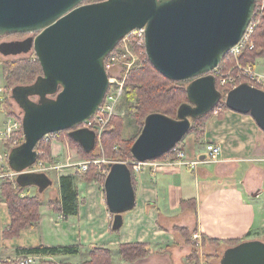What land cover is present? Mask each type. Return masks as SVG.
<instances>
[{
  "label": "water",
  "instance_id": "water-1",
  "mask_svg": "<svg viewBox=\"0 0 264 264\" xmlns=\"http://www.w3.org/2000/svg\"><path fill=\"white\" fill-rule=\"evenodd\" d=\"M86 1L0 0V37L34 34L1 43L0 53L9 55L14 46L33 49L43 69L33 84L12 91L24 113L25 140L9 155L18 183L41 189L52 184L46 173L23 171L36 164V146L45 136L72 129L71 136L84 149L96 147V132L81 126L98 112L109 90L105 59L138 29L144 30L146 54L157 71L171 81L190 82L191 103L177 109V118L158 112L145 118L131 148L135 161L168 154L190 132L194 118L223 100L226 108L251 115L264 132V89L242 82L224 95L211 73L245 35L257 0ZM131 177L127 163L109 164L104 192L114 231L123 227V214L136 206ZM226 250L221 264H264L262 240Z\"/></svg>",
  "mask_w": 264,
  "mask_h": 264
},
{
  "label": "crops",
  "instance_id": "crops-1",
  "mask_svg": "<svg viewBox=\"0 0 264 264\" xmlns=\"http://www.w3.org/2000/svg\"><path fill=\"white\" fill-rule=\"evenodd\" d=\"M257 74L264 87V72ZM4 90L0 88V104L5 99ZM7 116L6 110L3 115L0 112V169L8 165L17 174L9 163L11 152L5 147V129L12 122ZM253 119L219 105L205 121L204 133L191 132L180 145L186 160L205 159L207 145H219L220 160L201 163L195 169L184 165L144 166L136 174V206L123 214L124 225L118 232L112 231L113 217L106 196L104 199L92 184L88 188L95 190L86 205L79 207L78 215L66 218L56 213L50 201L60 197L62 175L54 183L48 174L50 166L41 165L39 171L31 169L33 166L23 170L46 173L52 181L45 189L36 185L26 188L31 195L43 199L39 224L22 230L18 238L6 239L4 230L11 223V216L2 199L0 175V264L15 262L21 256L20 248L87 244L111 248L113 264H192L188 260L190 246L176 228L222 241L220 246H206L209 255L231 247L227 240L264 241V132ZM15 147L11 146L12 150ZM58 149L60 144L53 141V155L57 156ZM165 159L159 161L167 162ZM129 243L150 244L151 253L127 263L121 259L118 246ZM202 251L199 254L203 259ZM74 258L82 257L59 255L49 259Z\"/></svg>",
  "mask_w": 264,
  "mask_h": 264
},
{
  "label": "trees",
  "instance_id": "trees-1",
  "mask_svg": "<svg viewBox=\"0 0 264 264\" xmlns=\"http://www.w3.org/2000/svg\"><path fill=\"white\" fill-rule=\"evenodd\" d=\"M103 2L104 0H87V3H96ZM263 14V13H262ZM261 14V15H262ZM261 25L256 29L255 38H256V48L253 51H245L241 56V62L243 65L252 64L254 66V61L256 57H264V15L260 17ZM128 35V40L131 41V46L133 49L139 48L146 54L145 44L142 39L135 35ZM131 39V40H130ZM37 56V55H36ZM146 63L142 65L138 69L132 70L129 73L128 79L125 87V95L124 100L129 103V111L131 113V119H133L134 125H136V135L133 140L127 141L121 138V129L123 119L114 117L109 125L110 130L106 133V145H107V156L113 158L115 162H125L129 165L132 172V181L134 188L136 190V177L135 171L133 170L131 161H134L133 155L131 153V148L136 141L137 137L140 135L142 128L144 126L145 118L153 113L158 112L164 115H167L171 118H177V113L181 105L186 103H191L189 94H188V86L189 81L184 82H176L171 81L170 79L163 76L157 69L152 65L149 61L147 54ZM235 64V60L229 55L226 56L224 62L221 65V69L223 72H228L233 69ZM6 75V83L7 86H11V94L15 87L22 85H30L33 84L41 75H43V69L40 63L39 58L37 57L35 61L31 59H19L17 61L11 62L10 64H6L4 66ZM242 82H249L248 80H240L237 81V85ZM252 85L264 89L263 86L258 85L256 83L250 82ZM217 86L218 89L224 93V95L230 91L234 85L227 84L222 86L220 84L219 79L217 78ZM5 104V103H4ZM225 105V101H221L214 109L210 112L199 116L193 119L192 127L189 133L197 132L202 135L204 133L205 124L208 120V117L214 112V110L219 106ZM6 106V104H5ZM7 111V110H6ZM9 115V114H8ZM22 129L21 135H24L23 129V119L21 120ZM68 134V137L71 139L70 141L79 144L83 153L86 156L93 157V150L87 151L83 148V146L76 141L72 136V129L64 130L58 133ZM56 133V134H58ZM188 133V134H189ZM55 134V133H54ZM54 134L45 136L40 141H38V145L36 146V151L38 153L36 163L44 160L53 161L50 152V137ZM23 142H21L22 144ZM181 143V142H180ZM121 144L119 150L114 152L115 145ZM9 153L12 151V148L8 145L5 146ZM45 154L46 156H41V154ZM50 153V154H49ZM43 154V155H44ZM175 152L170 151L168 154L163 156L165 158L167 156L174 155ZM162 158H159L162 160ZM157 159V160H159ZM129 161V162H128ZM109 164L107 165V169L109 171ZM98 169L92 167L88 170L86 179L87 181L98 180L105 183V177H102L100 174H97ZM74 176L62 175L60 177V197L50 201V207L56 212L63 214L66 218L70 216L78 215L79 212V200L80 195L78 193L77 188L74 186ZM28 186H24L15 180V184L10 180H6L5 183L2 182L1 186V194L2 199L7 203L8 209L11 216V223L4 230V237L6 239H15L18 238L22 232V230L27 228L37 227L40 220V208L43 204V199L38 196H22V192ZM134 190V191H135ZM109 208V207H108ZM134 209V208H133ZM132 209V210H133ZM112 217H114V214ZM112 231H114L112 229ZM116 230L114 232H118ZM176 231L186 236L188 242L192 243V246L195 250H192L188 255V260L195 262L199 261V253L198 248L195 245V242L192 241V234L190 235V231L187 228H176ZM250 234H248L249 236ZM247 237V236H246ZM243 240H227L226 243L230 246H235L241 243ZM214 245L220 246L222 241L217 239H208L205 236L203 237V245ZM87 248L84 245L79 246H61V247H46L44 245H39L32 248H20L18 251L21 255H37L44 258H50L54 256H78L80 255L83 259L84 264H113V251L111 248L105 246H91V250H86ZM118 251L120 253V257L123 261L127 263H132L134 261L139 260V258H144L151 253V245L147 243H129V244H121L118 246ZM48 261V260H47ZM49 262V261H48ZM191 262V263H192ZM196 264H199V262ZM12 264V263H11ZM46 264V263H43ZM50 264V263H48Z\"/></svg>",
  "mask_w": 264,
  "mask_h": 264
},
{
  "label": "rangeland",
  "instance_id": "rangeland-1",
  "mask_svg": "<svg viewBox=\"0 0 264 264\" xmlns=\"http://www.w3.org/2000/svg\"><path fill=\"white\" fill-rule=\"evenodd\" d=\"M263 15H264V9H262V7H259L258 17H261ZM259 22H261V20H259ZM259 25H261V23H259ZM31 36H34V34H15L12 36L11 35L3 36V37H0V44L4 42L25 41ZM133 36L135 37V34ZM136 36L138 35L136 34ZM254 40L256 43L255 34H254ZM22 47L23 46L12 47L11 51H8V52H11L9 53V55H4L0 53V88H5L4 90L5 99L3 101V104H0V112H1V115H3L5 114V110H7V114H9L7 117H9V120L20 121V122L24 117V113H23L22 108L19 106V104L16 103L17 101L14 98H12V94H11L12 87L7 86L6 79H5L6 72H5L4 66L6 64H10L11 62L13 63L14 61H17L19 59H24V58L31 59L32 61L36 60L37 56L33 49H29V50L20 49ZM119 49H120V53L123 55V61L118 66L112 68L108 72V74L110 78H114L117 82L121 83L120 86H122L123 90H122L120 97L116 101V103L115 102L111 103L112 111L114 113L112 114L110 118L107 128L102 133V135L99 136L97 139L95 151L93 152V155H92L93 157L86 156L85 153H83L82 147L79 144L70 141L71 139L68 137V134L66 132L58 133V134L55 133L54 135L50 137L51 154L50 153L49 154L51 155L53 161L44 160L43 158L41 161L37 162L33 167H31V169L39 171L41 170V167H42L41 165H43V167L50 166L48 167L50 168L48 171V174H50V177L53 179L52 181L54 183H55V180L57 179L56 177L58 176H61V175L74 176V179H73L74 186L77 188L78 193L80 195V200H79L80 206L86 205L87 198H90V196L92 195V192L95 190V189L88 188V185L90 184L93 185V188H96V191L99 194L101 193V196L103 194V198L105 199V192H104L105 183L102 181H98V180L97 181L96 180L87 181L84 178H86L88 171L86 173H82L79 171L78 166L79 164H83L84 162L87 161L89 162V169H91L92 167H95L98 169V172H97L98 175L100 174L102 177H105L108 174L107 165L110 162H115L113 158H110L107 156V152H106L107 150L106 133L108 130H110L109 125L111 124L112 119L114 117L123 119L124 124H122V129H121V138L123 140L131 141L134 139L137 133L136 125H134L132 121L133 119H131L132 115L129 111V103H127L123 98L125 95V87H126L125 85H126L129 73L132 72V70L134 69L140 68L142 65H144L147 62L146 61L147 59L145 57L146 54L142 50H139V48L133 49L131 46V41L129 40H127L121 46H119ZM254 67L257 72H260V71L264 72V57H256L254 61ZM120 89L121 88L119 87V90ZM32 99L36 100L37 98L32 97ZM4 103L6 104V106H4ZM18 140H19L18 143L20 144L21 142L24 141V137L21 136L20 138H18ZM53 141L58 142L61 146V149H58L55 152L57 156L53 155L52 153L53 152L52 151ZM7 144L9 147L14 145V143H7ZM120 146L122 147L121 144L115 145L114 146L115 149L113 148V151L114 150L118 151ZM43 154H41V156H46L45 155L46 153L44 155ZM7 159L8 158L6 157L5 164H7L8 162ZM4 166L5 167H1L0 169L1 170L0 175L2 176L1 177L2 181L5 183L6 180L10 179L15 184V180H16L15 178L17 177V174L13 172L9 168L8 165H4ZM137 173L139 172L135 173V177ZM20 195L24 197L31 196V193H29L28 190L25 189ZM32 196H38L42 198L40 195H32ZM54 199L55 197L52 198L51 200H54ZM191 234L192 232L190 231V235ZM184 239H185V243H187L188 246H190L191 251L195 250L192 246V243L188 242V240L186 239V236H184ZM93 245L99 246V244H87L85 246L87 248L86 250H91V246ZM206 250L207 248L205 245H203L202 248L198 249V251H202L203 253L202 255H204V258L202 259L201 258L202 256L199 253H197L199 255V261H198L199 264H221L222 257L225 254L224 252L227 251L225 248V249L217 251L216 253H211V255H209L207 254ZM196 262L197 261L192 262V264H196ZM11 263L13 264L14 261ZM43 263H46V264L48 263L50 264H84L83 259H80V258H74V260L68 261L67 259L51 260V259L42 257L41 259H39L37 264H43Z\"/></svg>",
  "mask_w": 264,
  "mask_h": 264
},
{
  "label": "built area",
  "instance_id": "built-area-1",
  "mask_svg": "<svg viewBox=\"0 0 264 264\" xmlns=\"http://www.w3.org/2000/svg\"><path fill=\"white\" fill-rule=\"evenodd\" d=\"M259 7H262V9H264V0H257V7H256V12L254 14V18L250 23V25L248 26L245 35L243 36L241 41L236 46H234L228 53V55L235 60L233 69H231L228 72H223L221 66H219L218 68H215V70L211 72L216 78L219 79L220 84L222 86L227 84L236 86L237 81L239 82L240 80H244V79L248 80L249 83L253 82L263 86L262 80L257 74L255 67L252 64H250V66L243 65L241 62V56L242 54H244L245 51H253L256 48L254 34L256 28L260 23L259 22L260 17H258ZM143 31L144 30L138 29L131 32L130 35L137 34L138 37L142 39L144 42ZM127 40H128V36L119 43V46H121ZM119 46H116L115 50L108 55L107 59H105L106 60L105 67L108 72L112 68L118 66L123 61V55L120 53ZM115 82L117 81L114 78H110L109 90L105 96V99H103L104 101L101 104L98 112H96V114L90 120L86 121L82 125V127L89 128L96 132V143L98 137L101 136L102 133L107 128L110 118L114 113L112 111L111 103L113 102L116 103L123 90L122 86H120L121 83L119 82L115 83ZM119 87L121 88L120 90ZM12 122L5 129L6 131H5L4 139L6 143H14V145L12 146H19L21 143L20 144L18 143L19 142L18 138H20L21 136L24 137V135H21L22 124L20 121H12ZM172 150L173 152H175V154L172 156L165 157L166 158L165 160L167 162H163V161L161 162L156 159L153 161L141 163L134 160L131 161L130 164L132 165L133 170L135 172L141 171V169L146 165H152L154 167H161L164 165H181V166L184 165L195 169L201 163L206 164L214 161L217 162L218 160H220V156H221V148L219 145L216 144L207 145L208 154L205 159L186 160V152L181 147L180 143ZM78 167L80 172L86 173L89 170V162L86 161L83 164H79ZM192 241L195 242V245L198 249L202 248L203 238L199 232H194L192 234ZM41 258H42L41 256H37V255H21L19 258H17V260L13 264H37V262Z\"/></svg>",
  "mask_w": 264,
  "mask_h": 264
},
{
  "label": "flooded vegetation",
  "instance_id": "flooded-vegetation-1",
  "mask_svg": "<svg viewBox=\"0 0 264 264\" xmlns=\"http://www.w3.org/2000/svg\"><path fill=\"white\" fill-rule=\"evenodd\" d=\"M82 127V126H81Z\"/></svg>",
  "mask_w": 264,
  "mask_h": 264
}]
</instances>
